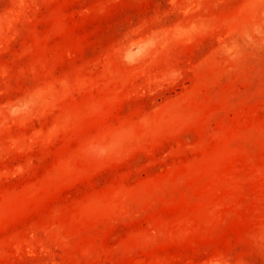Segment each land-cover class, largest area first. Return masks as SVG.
Segmentation results:
<instances>
[{
	"label": "rangeland",
	"instance_id": "374dc122",
	"mask_svg": "<svg viewBox=\"0 0 264 264\" xmlns=\"http://www.w3.org/2000/svg\"><path fill=\"white\" fill-rule=\"evenodd\" d=\"M0 264H264V0H0Z\"/></svg>",
	"mask_w": 264,
	"mask_h": 264
}]
</instances>
